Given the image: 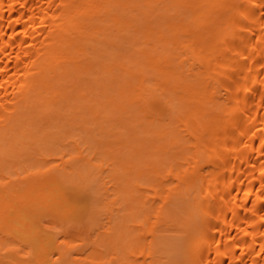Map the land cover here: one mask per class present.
Returning a JSON list of instances; mask_svg holds the SVG:
<instances>
[{
  "label": "bare ground",
  "instance_id": "6f19581e",
  "mask_svg": "<svg viewBox=\"0 0 264 264\" xmlns=\"http://www.w3.org/2000/svg\"><path fill=\"white\" fill-rule=\"evenodd\" d=\"M0 264H264V0H0Z\"/></svg>",
  "mask_w": 264,
  "mask_h": 264
}]
</instances>
